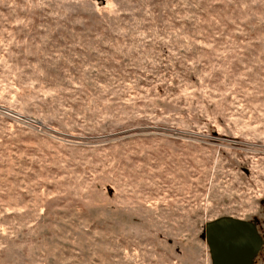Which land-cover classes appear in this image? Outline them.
<instances>
[{
    "label": "rangeland",
    "instance_id": "374dc122",
    "mask_svg": "<svg viewBox=\"0 0 264 264\" xmlns=\"http://www.w3.org/2000/svg\"><path fill=\"white\" fill-rule=\"evenodd\" d=\"M263 202L264 0H0V264H211Z\"/></svg>",
    "mask_w": 264,
    "mask_h": 264
},
{
    "label": "water",
    "instance_id": "95a60500",
    "mask_svg": "<svg viewBox=\"0 0 264 264\" xmlns=\"http://www.w3.org/2000/svg\"><path fill=\"white\" fill-rule=\"evenodd\" d=\"M204 226L211 264H252L264 243L253 221L223 216Z\"/></svg>",
    "mask_w": 264,
    "mask_h": 264
},
{
    "label": "flooded vegetation",
    "instance_id": "af4514ba",
    "mask_svg": "<svg viewBox=\"0 0 264 264\" xmlns=\"http://www.w3.org/2000/svg\"><path fill=\"white\" fill-rule=\"evenodd\" d=\"M263 205H264V202H263ZM253 222H254V224H255V221H253ZM256 228H257V224H256ZM257 232H258L260 238H262V240H263V242H264V233L260 232V231L258 230V228H257Z\"/></svg>",
    "mask_w": 264,
    "mask_h": 264
}]
</instances>
